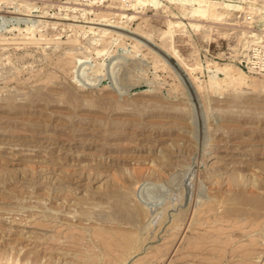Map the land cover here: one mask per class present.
Returning <instances> with one entry per match:
<instances>
[{
    "label": "rangeland",
    "instance_id": "374dc122",
    "mask_svg": "<svg viewBox=\"0 0 264 264\" xmlns=\"http://www.w3.org/2000/svg\"><path fill=\"white\" fill-rule=\"evenodd\" d=\"M150 1L0 0L1 261L264 264V0Z\"/></svg>",
    "mask_w": 264,
    "mask_h": 264
},
{
    "label": "bare ground",
    "instance_id": "6f19581e",
    "mask_svg": "<svg viewBox=\"0 0 264 264\" xmlns=\"http://www.w3.org/2000/svg\"><path fill=\"white\" fill-rule=\"evenodd\" d=\"M150 0H138V2L139 3H142V2H149ZM171 1H176L175 3H177V5L179 6V8H181V9H184L185 11V13L187 12L189 15H191L192 17H196V18H209V17H211V18H214L215 20H220V19H222V16L223 15H218L217 14V12L215 13V7H216V5H212V4H208V2H204L203 0H171ZM182 1V2H181ZM217 1V0H216ZM153 2V4L155 3V1L153 0L152 1ZM226 2V1H225ZM128 3V2H127ZM149 3H151V1L149 2ZM194 3H196V4H194ZM131 4H133V1H132V3ZM159 4H161V3H159ZM129 5V4H128ZM154 5H156V4H154ZM190 5H193V7H188V6H190ZM224 5V4H223ZM238 5H240V4H238ZM159 5L157 4V7H158ZM194 6H197V7H194ZM222 6V5H221ZM137 7V6H136ZM224 7H226V10H231V11H239V9L238 8H240V6H237L236 4L235 5H232V4H226V5H224ZM257 9V8H256ZM241 10V9H240ZM242 11V10H241ZM263 12V11H262ZM1 13H2V11H1ZM17 20V19H16ZM29 21V20H28ZM5 22V21H4ZM25 22V21H24ZM196 22V21H195ZM213 23V22H212ZM95 24V23H94ZM97 25V24H96ZM101 25V24H100ZM194 25V28L196 29L197 28V30H199L200 29V25L199 24H193ZM107 26H108V24H107ZM113 28V27H112ZM116 28H119V27H116ZM102 29V28H101ZM92 31V30H91ZM170 32V31H169ZM21 37V36H20ZM30 38V37H29ZM21 42V41H20ZM24 43V42H23ZM233 65V64H232ZM84 69L82 70V72L83 71H85V69H87L86 68V66H82ZM81 68V67H80ZM81 70V69H80ZM233 69H232V67L231 66H229V65H225V66H219V65H217V64H212V65H208V71L211 73V84H212V86L215 88V87H217V86H220V85H222L223 84V82H225V81H227L226 79H228V78H234L233 77V71H232ZM79 71V70H78ZM77 71V72H78ZM238 71V75H239V78H245L246 76H245V74L242 72V71H240V69L239 70H237ZM84 73V72H83ZM236 75V74H235ZM237 77V76H236ZM229 81V80H228ZM236 81V80H235ZM240 81V80H239ZM245 81V80H244ZM161 160V159H160ZM162 161V160H161ZM157 167H155V169H156ZM153 169V168H152ZM154 169V170H155ZM140 170V169H139ZM143 170V169H142ZM145 170V169H144ZM162 170V169H161ZM135 171H137V169L135 170ZM141 171V170H140ZM160 171V170H159ZM134 171H132V173H133ZM163 172V171H162ZM136 173V172H135ZM139 173V174H138ZM138 175H139V177H138V181L139 180H141L145 175L146 176H149V175H151L152 173H154L152 170L150 171V169L149 168H147V170L146 171H143V172H139L138 171ZM157 173V172H156ZM136 174V177L138 176ZM135 175V174H134ZM155 175V174H154ZM242 175V174H241ZM152 176V175H151ZM151 176H149V178L151 177ZM156 176H157V174H156ZM153 177V176H152ZM145 179V178H144ZM208 179V178H207ZM209 180H211V178L209 179ZM216 180V179H215ZM214 181V180H213ZM139 182H141V181H139ZM211 183V182H210ZM245 196V195H244ZM249 197V196H248ZM234 200V199H233ZM237 201L239 202V201H241V202H243V201H245V199H243V198H237ZM248 201V200H247ZM251 201V200H250ZM244 203V202H243ZM235 204V203H234ZM207 208V207H206ZM213 208V207H212ZM259 208V205H258V207H257V209ZM229 209V208H228ZM214 210V209H213ZM209 211H211V210H209ZM202 219V218H201ZM216 219V218H215ZM200 221V220H199ZM102 232V231H101ZM130 234V233H129ZM137 234V233H136ZM222 235H224V234H222ZM221 235V236H222ZM226 235V234H225ZM117 236V235H116ZM219 236V235H218ZM134 237V236H133ZM138 237V236H137ZM202 237V236H201ZM135 238V237H134ZM133 238V239H134ZM139 239V238H138ZM104 241H107V243H110V245L112 246H114V247H116V248H121V249H123V250H125V248L127 247V245H129V244H132V243H130L132 240H131V238L128 236V235H123V236H121V237H119V239H116V238H108V237H105V239H104ZM109 241V242H108ZM135 241H136V238H135ZM132 246V245H131ZM249 246V245H248ZM250 247H251V245H250ZM127 249H129V247L128 248H126V250ZM107 250H108V248H107ZM133 250V249H132ZM248 251V250H247ZM127 252V251H126ZM132 252V251H131ZM249 252H252L251 250L249 251ZM255 252V251H254ZM253 253V252H252ZM0 264H15L12 260H10V259H6L5 261L3 260V261H1L0 260ZM17 264V263H16ZM246 264V263H245Z\"/></svg>",
    "mask_w": 264,
    "mask_h": 264
}]
</instances>
